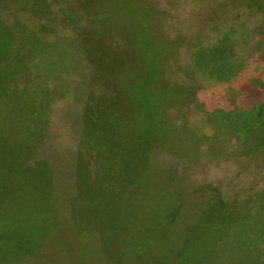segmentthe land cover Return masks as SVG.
Segmentation results:
<instances>
[{
	"label": "rangeland",
	"instance_id": "374dc122",
	"mask_svg": "<svg viewBox=\"0 0 264 264\" xmlns=\"http://www.w3.org/2000/svg\"><path fill=\"white\" fill-rule=\"evenodd\" d=\"M23 23L46 130L0 144V264H264V152L221 124L264 132V0H0Z\"/></svg>",
	"mask_w": 264,
	"mask_h": 264
},
{
	"label": "trees",
	"instance_id": "16d2710c",
	"mask_svg": "<svg viewBox=\"0 0 264 264\" xmlns=\"http://www.w3.org/2000/svg\"><path fill=\"white\" fill-rule=\"evenodd\" d=\"M33 24L37 25L35 23ZM21 26L23 27L22 30H25V32L22 35L23 40L19 42L18 47L14 40V31L8 28V26H5L3 29L4 33L0 36V113L2 115L0 116V130H4L5 134L10 133L9 140L6 143L1 140L5 134L0 135V144L9 147L8 149L10 151L18 146L23 148L22 146L26 144L28 140L26 135L34 132L38 136H41L46 130L40 116H44L45 114L43 112L41 114V110L32 105L31 100L33 98V92L28 89L25 90L24 93H27L29 96L28 99H25L24 93L19 96V88H16L19 77L26 76L30 71L32 52L35 50L43 51L46 45L41 43L42 41L36 37L37 33L31 31L27 24L23 23ZM0 27L2 28V24H0ZM27 35L29 37H27ZM40 44H42L43 47ZM171 50L172 53L169 54L171 55L169 58L176 57L179 49ZM5 61L6 63H4ZM3 107H7L8 110H3ZM245 112L249 119L257 121L262 110L260 107H256ZM208 114L215 119L214 116L216 111H210ZM221 124L224 125L225 128H228V132L232 130L237 131L236 134L233 135L240 138V143L243 147L247 145L250 149L248 153L249 156L260 155L264 152L263 131L253 130L249 125L241 127L239 123L233 125L231 128L227 126L230 124L226 125V123L222 122ZM224 127L222 129H225ZM253 134H258V136H256L257 138L252 139L251 137ZM257 141L259 145L255 148L253 145L257 143ZM13 143L17 145L12 146Z\"/></svg>",
	"mask_w": 264,
	"mask_h": 264
}]
</instances>
